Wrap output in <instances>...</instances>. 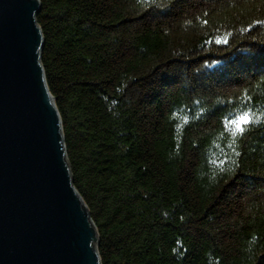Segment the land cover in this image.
Segmentation results:
<instances>
[{"label": "trees", "instance_id": "1", "mask_svg": "<svg viewBox=\"0 0 264 264\" xmlns=\"http://www.w3.org/2000/svg\"><path fill=\"white\" fill-rule=\"evenodd\" d=\"M39 1L101 264H264V0Z\"/></svg>", "mask_w": 264, "mask_h": 264}, {"label": "water", "instance_id": "2", "mask_svg": "<svg viewBox=\"0 0 264 264\" xmlns=\"http://www.w3.org/2000/svg\"><path fill=\"white\" fill-rule=\"evenodd\" d=\"M39 0H0V264H101L41 63Z\"/></svg>", "mask_w": 264, "mask_h": 264}, {"label": "snow or ice", "instance_id": "3", "mask_svg": "<svg viewBox=\"0 0 264 264\" xmlns=\"http://www.w3.org/2000/svg\"><path fill=\"white\" fill-rule=\"evenodd\" d=\"M253 122L252 116L249 113H244L237 119L230 121L232 125L231 131L235 132L237 135H243L247 125Z\"/></svg>", "mask_w": 264, "mask_h": 264}]
</instances>
